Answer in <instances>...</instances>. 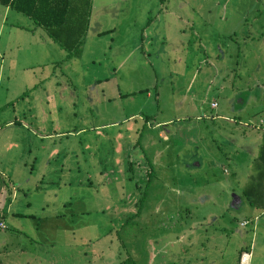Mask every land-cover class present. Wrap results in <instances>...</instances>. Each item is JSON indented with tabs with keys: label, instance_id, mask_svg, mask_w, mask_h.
Instances as JSON below:
<instances>
[{
	"label": "rangeland",
	"instance_id": "1",
	"mask_svg": "<svg viewBox=\"0 0 264 264\" xmlns=\"http://www.w3.org/2000/svg\"><path fill=\"white\" fill-rule=\"evenodd\" d=\"M4 17L0 264H264V0H90L68 57Z\"/></svg>",
	"mask_w": 264,
	"mask_h": 264
},
{
	"label": "trees",
	"instance_id": "2",
	"mask_svg": "<svg viewBox=\"0 0 264 264\" xmlns=\"http://www.w3.org/2000/svg\"><path fill=\"white\" fill-rule=\"evenodd\" d=\"M0 4L25 15L32 26L40 27L65 50V56L79 52L81 39L87 28L90 0H0ZM258 123L259 121L253 126L259 130L254 155V163L259 169L254 175H250L251 182L243 187L242 194L250 204L258 200L256 204L259 205L262 196L261 179L264 175V127H256ZM238 257L239 255L237 263Z\"/></svg>",
	"mask_w": 264,
	"mask_h": 264
},
{
	"label": "crops",
	"instance_id": "3",
	"mask_svg": "<svg viewBox=\"0 0 264 264\" xmlns=\"http://www.w3.org/2000/svg\"><path fill=\"white\" fill-rule=\"evenodd\" d=\"M2 6V9L0 10L1 12H0V30H2V26H3V22L6 20V17H4V15L5 14H7V12H8V10L10 9V7H8V6H5V5H1ZM12 22H10V24H11ZM23 27V26H22ZM33 29H40V27H38V26H33ZM32 32V31H31ZM10 35H11V31H10ZM3 55V54H2ZM2 55H0V59L2 58ZM26 67H27V64L25 65ZM262 72H263V70H262ZM7 76V75H6ZM262 79H263V82H262V85H263V83H264V74H263V76H262ZM263 88V87H262ZM262 88H260V91H259V94H261L262 93ZM242 95V94H241ZM244 95H248V96H250L251 98H253V99H257V93H254V92H251V91H245L244 92ZM212 101H215V99L214 100H212ZM212 101H210L209 102V106L210 107H215L216 105H217V103H216V101H215V106H211V102ZM236 101V103H237V106H238V102H237V100H235ZM243 101H245L244 100V98L243 97H241V100L239 101V103H243ZM243 106H238V108H236V106H234L233 105V103L231 104V107H230V110H231V113H233V115L235 116V117H233V119L234 118H236V119H238V120H240L239 118V114L240 115H242V110H243V108H242ZM237 111H239V112H237ZM246 111V110H245ZM211 115V114H210ZM213 115V114H212ZM197 116V115H196ZM214 116H219V117H221V118H223L222 116H227V114H223V113H221V111H215L214 112V115H213V117ZM211 117V116H210ZM238 117V118H237ZM212 118V117H211ZM225 118V117H224ZM235 120V119H234ZM260 120H264V118H261V119H258L257 121H260ZM9 121V120H8ZM8 121H5V122H8ZM189 125V126H188ZM197 123L195 122V121H191L190 123L188 122H184V123H182V127L183 126H187V127H189V128H192V127H194V128H196L197 127ZM198 128V127H197ZM258 141V140H257ZM257 141H255L256 142V149H257ZM247 149H248V147H246ZM246 148H242L241 147V152H244V149L245 150H247ZM256 151V150H255ZM189 183V182H188ZM235 199H237V201H240L239 200V198H236L235 197ZM248 201V200H247ZM25 203L28 205L29 204V202L28 201H25ZM249 205H251L252 206V204H249ZM12 206V207H11ZM7 208H8V210L10 211V214L12 215V214H19V217L20 218H22V216H26L27 214L28 215H30L29 213H25L26 215H24V213H22V212H19L18 210H16V209H12L13 208V205H12V197L11 198H9V201H8V204H7ZM240 251H247V250H245L244 248H240L238 251H237V256L239 255L238 253L240 252Z\"/></svg>",
	"mask_w": 264,
	"mask_h": 264
},
{
	"label": "built area",
	"instance_id": "4",
	"mask_svg": "<svg viewBox=\"0 0 264 264\" xmlns=\"http://www.w3.org/2000/svg\"><path fill=\"white\" fill-rule=\"evenodd\" d=\"M211 106H215V101H212L211 102ZM256 127L257 126H262L264 127V120H260L258 125H255ZM245 219L241 221V223H245ZM0 226H3V223L2 221H0ZM248 258H249V252L248 251H241L239 253V257H238V261L239 263H242V264H246L248 262Z\"/></svg>",
	"mask_w": 264,
	"mask_h": 264
}]
</instances>
